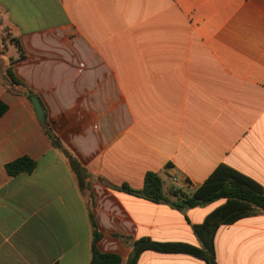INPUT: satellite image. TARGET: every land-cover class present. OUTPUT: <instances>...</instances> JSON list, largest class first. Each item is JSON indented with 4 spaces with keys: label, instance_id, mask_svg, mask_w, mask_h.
Wrapping results in <instances>:
<instances>
[{
    "label": "crops",
    "instance_id": "crops-1",
    "mask_svg": "<svg viewBox=\"0 0 264 264\" xmlns=\"http://www.w3.org/2000/svg\"><path fill=\"white\" fill-rule=\"evenodd\" d=\"M0 101V264H89L90 215L121 264L139 239L201 248L194 226L224 200L178 210L117 188L154 173L189 193L224 165L264 189V0H0ZM21 157L33 171L8 175ZM213 246L216 264H264V213Z\"/></svg>",
    "mask_w": 264,
    "mask_h": 264
},
{
    "label": "trees",
    "instance_id": "trees-1",
    "mask_svg": "<svg viewBox=\"0 0 264 264\" xmlns=\"http://www.w3.org/2000/svg\"><path fill=\"white\" fill-rule=\"evenodd\" d=\"M18 47V46H17ZM19 50V48H18ZM5 77L14 88L21 89L22 84L14 77L11 64L6 67ZM29 98L32 93H25ZM6 105L0 101V116L6 111ZM45 128V132L56 148H60L58 140ZM34 162L27 157L18 158L5 165L8 175L16 176L20 173L30 174L34 169ZM72 168L74 164L72 163ZM118 190L126 191L154 203L168 204L178 210H185L197 206L224 200V204L212 211L201 225L194 226V232L202 243L201 248L181 243H159L149 239H139L133 244L125 264H136L140 255L147 250L159 253H181L202 260L205 264H216L214 259V235L222 224L232 223L243 217L246 209L253 205L264 213V189L256 182L242 174L219 165L207 180L193 192L181 190L164 191L163 181L154 173H147L140 190H132L123 185ZM91 224V257L89 264H121V258L116 254H103L96 248L100 238L96 225L90 215Z\"/></svg>",
    "mask_w": 264,
    "mask_h": 264
},
{
    "label": "water",
    "instance_id": "water-1",
    "mask_svg": "<svg viewBox=\"0 0 264 264\" xmlns=\"http://www.w3.org/2000/svg\"><path fill=\"white\" fill-rule=\"evenodd\" d=\"M30 101H31V103L33 105V108H34V111H35V114H36V118H37L39 124L42 127H44L45 126V120H44L43 110H42L39 102L33 96L30 97Z\"/></svg>",
    "mask_w": 264,
    "mask_h": 264
},
{
    "label": "built area",
    "instance_id": "built-area-1",
    "mask_svg": "<svg viewBox=\"0 0 264 264\" xmlns=\"http://www.w3.org/2000/svg\"><path fill=\"white\" fill-rule=\"evenodd\" d=\"M172 183H173L172 189L179 190L180 184L176 177L172 178ZM183 186L188 192H193L195 190L192 184H190L189 182H183Z\"/></svg>",
    "mask_w": 264,
    "mask_h": 264
}]
</instances>
